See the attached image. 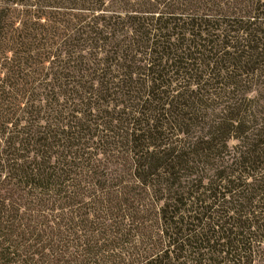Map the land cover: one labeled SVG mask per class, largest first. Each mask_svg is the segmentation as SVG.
<instances>
[{
  "label": "trees",
  "instance_id": "trees-1",
  "mask_svg": "<svg viewBox=\"0 0 264 264\" xmlns=\"http://www.w3.org/2000/svg\"><path fill=\"white\" fill-rule=\"evenodd\" d=\"M0 264H264V0H0Z\"/></svg>",
  "mask_w": 264,
  "mask_h": 264
}]
</instances>
